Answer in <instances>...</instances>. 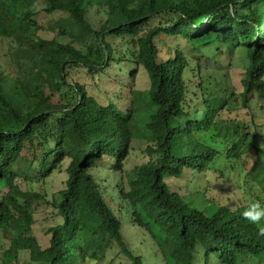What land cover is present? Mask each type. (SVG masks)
<instances>
[{
  "label": "trees",
  "instance_id": "16d2710c",
  "mask_svg": "<svg viewBox=\"0 0 264 264\" xmlns=\"http://www.w3.org/2000/svg\"><path fill=\"white\" fill-rule=\"evenodd\" d=\"M91 8L104 13L97 25ZM162 35L179 41L166 58L156 42ZM22 38L35 47L27 59ZM239 48L248 67L238 91L221 57ZM262 55L264 0H0V230L34 239L27 202L41 194L17 181L46 179L67 161L65 187L52 201L62 221L46 231L49 245L33 252L39 264H101L107 257L106 264L116 257L144 264L129 248L97 170L118 175L123 217L130 212L165 264H264V236L242 216L247 205L218 200L209 178L237 181L242 159L255 150L246 174L264 199V148L257 147L264 143ZM114 64L131 80L144 68L149 87L116 77L118 99L98 94L94 78L111 76ZM188 73L199 78L195 93ZM190 93L201 96V109L192 111ZM248 112L249 123L228 124ZM137 136H146L149 158L127 178L124 162ZM188 173L203 175L205 190L171 187L169 179Z\"/></svg>",
  "mask_w": 264,
  "mask_h": 264
},
{
  "label": "rangeland",
  "instance_id": "374dc122",
  "mask_svg": "<svg viewBox=\"0 0 264 264\" xmlns=\"http://www.w3.org/2000/svg\"><path fill=\"white\" fill-rule=\"evenodd\" d=\"M134 4H138L141 0H131ZM37 8H40V4H36ZM104 13H97L94 8H91L89 11V16L94 24H98ZM59 17V15H56ZM46 36L51 37V34H46ZM24 39V38H22ZM114 46H120L121 51H127V44H121L118 39H110ZM156 42L160 47V56L162 58L168 57L167 47L176 46L178 44V39L166 35L156 39ZM182 47L189 53H193V49L189 45L181 42ZM23 48L21 49L23 59H27L34 49V44L26 38L22 44ZM197 54L196 51H194ZM221 57L222 61L228 67L231 75V82L234 85L236 90H241V78L243 71L248 67V60L246 55L239 48L237 52L232 57L229 53ZM258 62L264 67V55L260 57ZM194 63V62H193ZM195 64V63H194ZM120 64H114V66L109 70L111 76L106 74H99L93 80L97 84V87L94 88L95 91L99 94L97 90H100L102 93L100 95H107L115 99V94H118L120 91V83L114 82V78L118 77L120 80L129 81L131 84H134L139 89H146L150 85L149 77L144 68H139L136 79H129V71L124 70L119 72ZM116 75V76H115ZM115 76V77H113ZM189 82L191 83L190 89L194 93L199 91L197 83L199 78L194 76L192 73H188ZM87 81L92 82V78L88 75L84 76ZM113 77V78H112ZM116 78V80L118 79ZM191 99L192 111L202 108L201 96H197L193 93L189 94ZM123 107V104H120ZM126 105V104H125ZM246 111V110H245ZM246 113V112H244ZM237 119L229 122L228 124H237L238 121H241L242 124L249 123L250 118H252V113H247L242 115V113L236 116ZM227 124V125H228ZM143 135L146 133L141 129ZM146 136H137L132 143V148L129 157L124 162L125 175L127 178H130L134 175L136 167L148 160V155L145 152L146 148ZM258 148H264V143L259 142L257 144ZM257 152L255 150L250 151L245 154L241 163V176L237 181L227 180L223 178H215L210 176L211 181V190L213 196H215L221 202H229L232 205L239 203H244L248 205L251 201H260L264 203L263 191L259 187L258 183L254 180L251 181L250 176L246 174L252 167L257 159ZM261 162L264 164V152H262ZM68 162H64L63 168L61 170H55L49 177L46 179L39 178V176L31 174L33 176L32 182L23 180L22 178L18 179L19 185L22 187L23 191L27 192L32 190L33 193H39L41 196L31 195V198L27 202V205L30 207V210L33 212L35 217V223L32 228V233L34 239L30 238H19L15 231L11 230H0V264H6L10 262L12 264H39L37 260L34 259L33 252L38 249H44L49 245V235L47 230L49 227L56 225L61 222L62 219L57 215V211L52 205L53 197L56 192L65 187V182L67 180V173L65 171ZM99 178H102L101 183L103 184V189L108 196V202L112 206V209L117 213V215L123 221V234L128 243L129 248L135 255H140L144 264H165L163 261V254L160 253L159 248L156 242L150 237V235L141 227L133 224L130 218V212H127V215L123 217V214L126 213V206L120 197L119 190L116 187V182H118V175L112 173L110 170H97ZM214 173V172H213ZM169 184L172 188L178 189L185 193L194 192L196 190H205L207 184L205 177L203 175L191 174L188 173L183 179H169ZM2 187V186H1ZM5 191V187L2 188ZM119 208H122L123 212H120ZM85 209V208H83ZM85 213V210L82 211ZM101 240L98 239L95 241L93 246L97 248ZM97 244V245H96ZM96 245V246H95ZM110 257H107V260ZM101 262V264H106V261ZM89 264H100L95 262H90ZM112 264H131V261L126 257H116ZM211 264H217L216 260H212Z\"/></svg>",
  "mask_w": 264,
  "mask_h": 264
},
{
  "label": "clouds",
  "instance_id": "9594fccd",
  "mask_svg": "<svg viewBox=\"0 0 264 264\" xmlns=\"http://www.w3.org/2000/svg\"><path fill=\"white\" fill-rule=\"evenodd\" d=\"M242 216L249 223L257 226L258 236H264V203L258 200L249 202Z\"/></svg>",
  "mask_w": 264,
  "mask_h": 264
}]
</instances>
